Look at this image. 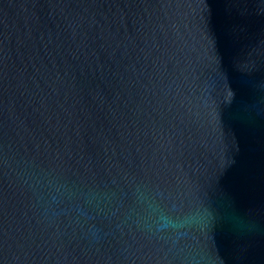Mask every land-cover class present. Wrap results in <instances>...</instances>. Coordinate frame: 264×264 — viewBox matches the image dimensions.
<instances>
[{
  "label": "water",
  "instance_id": "obj_1",
  "mask_svg": "<svg viewBox=\"0 0 264 264\" xmlns=\"http://www.w3.org/2000/svg\"><path fill=\"white\" fill-rule=\"evenodd\" d=\"M0 264H264V0H0Z\"/></svg>",
  "mask_w": 264,
  "mask_h": 264
}]
</instances>
